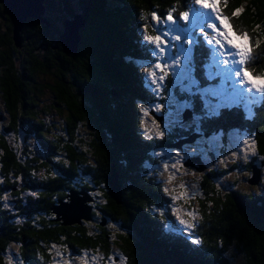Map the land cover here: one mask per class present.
Returning <instances> with one entry per match:
<instances>
[{
  "label": "trees",
  "instance_id": "trees-1",
  "mask_svg": "<svg viewBox=\"0 0 264 264\" xmlns=\"http://www.w3.org/2000/svg\"><path fill=\"white\" fill-rule=\"evenodd\" d=\"M43 7L17 33L0 1V110L8 116L0 120V264H19L6 259L10 251L21 255L20 264H49L53 243L61 241L107 252L114 244L124 264H264V92L255 87H264V0L223 5L234 28L250 36L252 59L240 69L257 79L252 89L227 73L208 38L193 29L203 13L193 0H44ZM168 8L175 37L188 38L194 80L190 90L173 93L189 97L195 121L155 136L144 131L151 126L146 115L175 99L157 93L169 76L154 89L143 68L157 57L142 29L152 28L153 12L158 17ZM79 16L77 44L67 50L65 22ZM220 132L256 142L241 166L257 186L229 182L223 193L214 178L229 169L203 171L200 217L190 231L177 228L169 203L155 209L172 199L162 152L187 142L183 150H194L188 159L199 161L201 140ZM75 196L91 211L64 218L63 206H76ZM95 214L102 219L92 227H99L96 236L89 226ZM231 249L241 257L233 259Z\"/></svg>",
  "mask_w": 264,
  "mask_h": 264
},
{
  "label": "rangeland",
  "instance_id": "rangeland-1",
  "mask_svg": "<svg viewBox=\"0 0 264 264\" xmlns=\"http://www.w3.org/2000/svg\"><path fill=\"white\" fill-rule=\"evenodd\" d=\"M209 3L215 2L216 8L213 13V17L210 20L207 13L211 11V9H205L202 5L197 4L202 10L203 13L200 14L199 20L197 21V27L195 29L200 28L199 24L204 22H216L217 27L220 28L223 32H226L228 38H230L235 45H240L241 49H247L251 52V41L249 40L250 36H244L243 33H246L245 30H238L234 28L233 20L226 13L223 5H225L226 0H208ZM171 12V8H168V11L165 15H158L161 18L158 23L157 20L153 19L152 15L149 16V22L152 26L151 29H142V32L145 35L157 36L161 35L163 40L168 41L167 44H162L161 46L165 48V53L162 55L156 56V61H152L150 64L143 66L144 70L153 68V66L159 62L162 67L161 69H153L156 72V82L154 83V89H159L161 80H159V76H169L170 78L164 80L163 89L160 92L158 90L159 96L164 97V101H167V98H174L175 100H168L167 108L165 111H153L148 112L146 115V125L147 126L144 131L147 134H156L158 132H165L167 129H170L175 124H181V126H188L195 121L193 114L185 113L189 108L190 99L187 96L176 97L174 88L181 86V88L187 87V89H191L192 84L194 82L192 74L189 72V55L188 51L185 55L181 54L183 50H187L186 45L188 38L184 37L183 41L180 43V40H175L174 30L169 31V26L175 25V21H167L165 18L168 13ZM219 17L217 20L216 17ZM173 16V15H172ZM173 18H176L173 16ZM185 27V25H184ZM183 27V28H184ZM210 32L207 37L210 38L215 36L216 33L213 29H205ZM185 34V30H183ZM216 38H220L216 36ZM222 44H224L223 39H221ZM178 45L180 50H175L173 45ZM183 44V46H182ZM172 46L174 48H172ZM214 51L215 60L226 67L227 73L235 74V70L239 69L241 73L242 64L239 63V56H227L224 53L227 51L226 47H221L218 45H211ZM235 51V50H233ZM177 59L180 63H173V59ZM227 60V63L224 61ZM146 72V71H145ZM210 72V70H209ZM166 73V75H165ZM148 75V73H146ZM236 75V74H235ZM149 78V75H148ZM178 78V79H177ZM150 79V78H149ZM241 81L242 76H239ZM244 82L250 85L252 89L257 84V79H254L249 73H247L246 77H243ZM151 80V79H150ZM251 81V83H248ZM177 99V100H176ZM154 108L152 110H156ZM155 112V113H154ZM187 115L188 117H186ZM7 112L4 109L0 110V120L6 122ZM153 127V128H151ZM4 131V130H2ZM247 141V143H245ZM178 142V141H177ZM180 145V149L170 150V146H165V150H163L161 170L163 171L162 179L164 181V186L168 190L169 195L172 199L165 202H159V206L155 209L161 208L162 211L165 210L166 204L169 203L168 208L170 213H174L175 215V224L177 228H182L186 231H190L193 224L200 217L199 212V198L200 195L204 193V187L202 184L203 179V171H207L210 168H216L220 171L223 167L228 168L229 170L220 172L217 176H215L214 180L218 183L219 190H222L225 193L229 190V182L233 185V187H238L242 189H253L256 184L252 185V182H249L247 179V171L245 166H241V164L246 163V159L248 156L249 148H256V142L251 138L243 139L233 133H224L220 132L218 134H214L209 137L208 141L201 140L199 144V149L202 152L199 161H195L194 164H188L187 156L188 152H193L192 148H188L186 152L183 150L185 144L187 142L178 143ZM182 147V148H181ZM255 153V151H254ZM175 165V167H172ZM201 165L204 167L201 168ZM152 169V168H150ZM264 175H262V178ZM261 180V178H260ZM221 184V186H220ZM260 184V183H259ZM183 185V187H181ZM263 187V185L261 186ZM264 189V188H263ZM261 191V190H260ZM263 191V190H262ZM94 192V191H93ZM77 196L74 197V205L70 208L73 211H86L87 206H84L82 200ZM92 206L90 207L91 211ZM94 210V209H93ZM97 214V213H96ZM95 214L94 220L89 224L92 229L93 235H98L96 231L92 227L97 226L98 221H102L99 215ZM93 215V214H92ZM172 215V214H171ZM70 216V215H69ZM72 216V215H71ZM183 221V223H181ZM96 232V233H95ZM54 247L52 252V258L49 264H124V254L120 248L116 245L112 244L109 248L110 251L107 252L104 247L101 248H88V247H79L78 250H75L73 247L69 246L66 241L55 242L53 243ZM17 250L16 245L13 247ZM230 255H233V259L237 260L241 257V253H237L234 249L229 251ZM6 259H10L11 262L20 264L22 262L21 255L16 252H8L6 255Z\"/></svg>",
  "mask_w": 264,
  "mask_h": 264
},
{
  "label": "snow or ice",
  "instance_id": "snow-or-ice-1",
  "mask_svg": "<svg viewBox=\"0 0 264 264\" xmlns=\"http://www.w3.org/2000/svg\"><path fill=\"white\" fill-rule=\"evenodd\" d=\"M193 2L195 4L202 5L203 8H205V9H211V11L207 13V15H208L210 20L212 19L213 13L215 12V8H216L215 2L209 3L208 0H193ZM151 15H152L153 19L157 20L158 23L160 22L161 18L157 17L155 12H153ZM180 16L184 20H188L189 19V13L188 12L180 13ZM165 19L167 21H173L174 18L172 16L171 12L168 13V15L166 16ZM216 19L217 20L219 19L218 15H217ZM197 26H198L197 22L193 21L192 22L193 29L195 27H197ZM174 27H175V25L169 26V31H172L174 29ZM199 27H200L201 32L206 37L208 36V33H207V31L205 29H213L214 30L216 35L208 38L207 42H208L209 45L215 44V45H218V46H221V47H226L227 51L224 53L225 55L233 56V57L239 56L241 58L239 63H241V64H243L245 62V58H248V60L252 59V57L250 55V52L247 49H241L240 45L233 44L232 40L230 38H228L227 33L223 32L220 28L217 27V23L216 22H204V23L199 24ZM243 35L247 36V33H243ZM216 36H219L220 38H216ZM144 39L149 44H152V45L155 46V48L153 50V55H156V56L159 57V55H162V54L165 53V48L162 47L161 45L162 44H167L168 41L163 40L161 35H157L155 37L150 36V35H145ZM180 39H181L180 36H176L175 37V40H180ZM221 39H223L224 44H222ZM173 46L175 47L176 45H173ZM233 50H235V51H233ZM186 52H187V50H183L182 53H181V54L185 55V58H186ZM173 63L174 64L180 63V61L174 58L173 59ZM224 63H227V60H225ZM153 69H161L163 71V67H162V65L159 62H157L153 66V68L145 69L146 73H148L149 78L151 79V82L155 83L156 82V72ZM235 74L237 76H242L241 83L244 82L243 77L247 76L246 72L241 73L239 71V69L235 70ZM165 75H166V73H165ZM163 79H164V75L159 76V80H163ZM248 83H251V81H248ZM255 87L259 91L264 92V87H261L260 85H256ZM141 111L144 112L145 114H147V109L144 108L143 106H141ZM163 134H164L163 132H158L157 133V135H159V136H163ZM245 143H247V141H245ZM172 167H175V165H172ZM181 187H183V185H181ZM5 207H7V205H5ZM181 223H183V221H181Z\"/></svg>",
  "mask_w": 264,
  "mask_h": 264
},
{
  "label": "water",
  "instance_id": "water-1",
  "mask_svg": "<svg viewBox=\"0 0 264 264\" xmlns=\"http://www.w3.org/2000/svg\"><path fill=\"white\" fill-rule=\"evenodd\" d=\"M1 2H4L7 7L9 8L10 13L12 14L13 20L15 25L17 26L18 30L15 29V31L17 33H19V28L22 26L23 22L25 21V19L27 18L28 15H37L39 16L40 14L44 13V7H43V2L44 0H0ZM81 21V17H77L74 19H70V20H66L65 22V28L63 31V45L64 47H70L67 48V50H72L75 48L77 41H78V33H77V29H78V24ZM66 34V35H65ZM66 38V39H65ZM76 43V44H75ZM74 46V48H73ZM72 48V49H71ZM190 110V108H188L186 110V114L187 111ZM192 111H189V114L192 115L191 113ZM186 117H188L187 115H185ZM191 140V139H190ZM199 162L202 164V162L199 160ZM188 164H194L195 161L194 159H188L187 161ZM204 166L201 165V168H203ZM259 174V173H258ZM256 174L257 176H255L257 178L258 181L260 178V175ZM110 183L113 185H111L113 192L116 191L115 189L117 188V182H116V177L113 178L111 177L109 179ZM115 188V189H114ZM64 208L62 209L64 212V218L65 217H72L76 214H78L80 212V210L78 211H73L70 210L71 207H69L68 205H64ZM86 213L90 212V208H88L86 211ZM70 215V216H69ZM72 215V216H71Z\"/></svg>",
  "mask_w": 264,
  "mask_h": 264
}]
</instances>
